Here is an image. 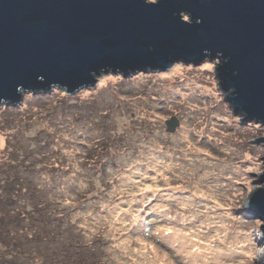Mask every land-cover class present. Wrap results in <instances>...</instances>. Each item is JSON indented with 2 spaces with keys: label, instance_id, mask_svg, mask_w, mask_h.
Here are the masks:
<instances>
[{
  "label": "rangeland",
  "instance_id": "1",
  "mask_svg": "<svg viewBox=\"0 0 264 264\" xmlns=\"http://www.w3.org/2000/svg\"><path fill=\"white\" fill-rule=\"evenodd\" d=\"M217 67L177 62L4 104L0 197L17 209L7 231L28 242L3 249L4 225L0 264H264V217L248 209L264 124L241 122Z\"/></svg>",
  "mask_w": 264,
  "mask_h": 264
},
{
  "label": "water",
  "instance_id": "2",
  "mask_svg": "<svg viewBox=\"0 0 264 264\" xmlns=\"http://www.w3.org/2000/svg\"><path fill=\"white\" fill-rule=\"evenodd\" d=\"M206 61L241 122L264 124V0H0V108ZM260 183L248 209L264 217V174Z\"/></svg>",
  "mask_w": 264,
  "mask_h": 264
},
{
  "label": "trees",
  "instance_id": "3",
  "mask_svg": "<svg viewBox=\"0 0 264 264\" xmlns=\"http://www.w3.org/2000/svg\"><path fill=\"white\" fill-rule=\"evenodd\" d=\"M10 187L11 186H9V187L5 186V188L3 190H5V192H6V189H7V191L11 190ZM15 207H16V205H15L14 199H11V198H8L5 196L3 198L0 197V229L5 225L6 228L4 229V231L3 232L1 231L2 232V238L4 239V233L5 232L7 233L8 238H9L8 242L4 243L3 249L4 248L7 249L9 246L8 244H10V245L16 244L17 241L20 239V236H16V234H18L17 232H19V230H20V227L17 226L14 230L9 229V231H7V228L10 227V225L13 223V221L17 222V220L15 221L14 217L9 218V216H12L9 213L17 211V209H14ZM27 242L28 241L24 240L23 242H20L21 244L17 243V246L20 247L21 245L26 244Z\"/></svg>",
  "mask_w": 264,
  "mask_h": 264
}]
</instances>
